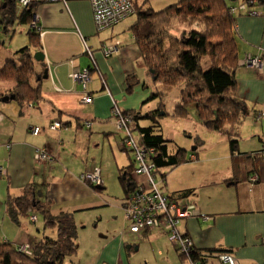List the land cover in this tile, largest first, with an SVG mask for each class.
<instances>
[{
    "label": "crops",
    "instance_id": "1",
    "mask_svg": "<svg viewBox=\"0 0 264 264\" xmlns=\"http://www.w3.org/2000/svg\"><path fill=\"white\" fill-rule=\"evenodd\" d=\"M251 1H253L249 5L251 10L257 11L259 16L240 13L234 15L239 56L235 74V93L244 111L242 110L241 122L238 126V131H241L238 146L233 154L227 150V155L224 157L227 168H224L225 173L222 174L224 178L220 183L227 188L239 186L243 182L258 185L250 194L248 190H245L248 199L245 197L243 200H236V204L232 203L228 210H222L208 198H200L194 203L183 205L186 207L197 204L198 206L197 215L182 221L180 232L183 236L190 238L192 247L196 251L208 255L207 264H225L220 260V257L225 254L233 258L236 264H264V165L258 160L245 159L234 154L238 152L239 155H260V153L264 155V0H260L259 3L257 0ZM241 4L244 2L238 5ZM15 5L16 15L19 16L21 11L17 10L16 0ZM35 11L41 28L40 45L44 55L42 62L44 70L41 77L42 101L38 105L27 104L20 107L14 101L3 103L0 98V235L10 232L13 237L14 231L21 227V219H18L19 223L10 219L7 201L9 197L20 196L28 185H32L35 191L38 189L37 200L45 197L53 202L51 207L54 214L56 210L53 208H59L64 202L84 199H94L95 202H91L88 206L84 205L81 210H75V212L113 207L117 212L122 213V206L129 190H127L128 180L139 182L142 177L133 174L131 158L122 151L120 141L118 140L119 145L116 143L117 149L124 156L115 158V165L118 168V180L123 194L115 204H111L109 196L102 192L105 185L100 186L101 191H98L99 189L80 179L82 175L92 173L93 170L102 171L105 174H108V170L99 166H94L92 169L89 166H82L84 171L77 177L75 172L61 163L64 160L62 156L66 154L64 150L74 152L77 150L76 138L82 139L94 130L105 135L110 134L109 125L113 124L110 110L114 101L122 110H133L140 114L158 109V99H156L155 108L146 104L152 99L150 98L152 84L146 78L145 67L143 64L139 65L144 68V76L140 79L134 66L129 63V57L126 56L127 47L132 45V58H136V61L141 60L139 50L133 41H124L125 46H122L121 41L117 53L107 58L103 56L100 48L109 45L108 40H114L115 27L110 29L111 34L108 39L101 41L100 44L98 41L96 44L92 42L98 33L95 34L92 9L88 0H58L41 3L36 6ZM30 22L31 20L28 24ZM8 29L9 27L4 33L5 37L8 36L10 39ZM82 39L93 51L96 66H91L88 56L84 55ZM246 55L260 57L262 67L260 69L242 67V59ZM73 67L83 69L91 67L89 85L92 84V86L88 85L86 90L93 97L90 104L83 102L84 92L80 84L74 83L71 79ZM96 72L99 79L96 77L94 80L92 75ZM94 81L97 83L95 84ZM131 86L133 88L128 94L127 90ZM108 92L110 95L107 94ZM177 94L179 95V92ZM164 99L165 105L167 95ZM145 107L149 110H145ZM164 117V113L161 112L159 123ZM54 122H59L62 126L51 131L49 126ZM30 126H37L39 133L35 136L30 135L28 133ZM72 132L74 133L73 142L67 143V146L63 136L69 137ZM222 137L225 138L228 147V138ZM112 138L116 140L114 137L109 139ZM38 149H44L51 159L43 163L36 161L34 154ZM197 159L194 155L189 157L190 162ZM247 172L250 177H246ZM164 175L166 176L165 173ZM221 176L215 175V179L220 177L221 180ZM122 177L126 180H122ZM164 179L167 185L166 177ZM258 192L261 193V197H255V193L257 195ZM166 195L173 198L169 193ZM69 207V205L66 206L60 212L70 214ZM31 216L36 217V221L31 222ZM30 217L26 218L34 224V228L37 227V216L33 213ZM115 221L118 223V228L102 231L96 239L98 243H95L93 238V243L89 242L84 247L79 248L77 244V254L69 258L71 264L77 262L80 264H134L137 260L139 243H158L162 239L155 237L156 235H161L168 240L160 229L132 234L123 221L121 223L117 219ZM98 222L99 220L95 224ZM11 225L15 227L14 231ZM41 231L42 229L34 230L32 233L27 231L28 240L15 242V244L28 246L32 240L41 237ZM0 238L1 241H10L6 236ZM165 243L166 241L161 242L156 253L164 256L161 247L164 245L167 257L150 253V257L145 255L140 260V264L170 263L168 254L171 253L172 247L179 264H183L175 247H171L170 242L168 246Z\"/></svg>",
    "mask_w": 264,
    "mask_h": 264
},
{
    "label": "trees",
    "instance_id": "2",
    "mask_svg": "<svg viewBox=\"0 0 264 264\" xmlns=\"http://www.w3.org/2000/svg\"><path fill=\"white\" fill-rule=\"evenodd\" d=\"M250 1L244 0V3L248 4ZM37 5L24 8L17 16L15 0H2L0 11L3 19L0 22V31L5 32L16 20L20 24H28L35 15ZM248 7L247 10H251L250 6ZM133 9L134 12L129 17L133 16L135 20L128 30L134 45L139 50L143 66L147 71H153L157 77L152 85L173 88L179 92V102L175 105L173 117L187 119L189 117L187 107L194 104L197 107L196 117L199 122L207 129L228 138V150L233 154L238 146L242 104L238 102L235 93V74L239 59L234 16L236 14L230 13L228 1L180 0L161 11H155L147 6L146 0H134ZM174 22L186 27L180 32V36L170 31ZM28 37L31 48H20L14 52L13 59L6 60L0 67V81L12 84L4 92L0 91V98L14 96L13 101L20 107L27 104L38 105L42 101L41 77L44 65L34 59L35 53H42L40 35L29 29ZM118 43L121 46V42ZM2 44L0 40V46ZM103 48L104 46L100 51ZM84 55L88 56L96 66L93 57L86 53ZM204 58H208L210 62L207 70L202 67ZM127 80L129 81V77ZM132 88L131 86L127 90L128 94L131 93ZM158 94L159 91L152 90L150 98L151 101L158 99L159 106L161 99ZM163 110L158 109L143 114L133 110H123L122 113L132 121L134 132L137 133L136 144L146 150L153 149L154 153L149 158L156 171L153 175L158 174L162 169L175 168L186 162V151L170 148L169 141L162 134L159 119ZM142 123L146 125H141ZM115 134L119 135L122 144L126 136L116 130ZM122 151L131 158L132 166L135 168L133 151L124 144ZM234 154L245 159L258 160L264 165V155L261 153L260 155H239L238 152ZM161 176L165 178L164 174ZM246 177H250L248 172ZM122 180L126 178L122 177ZM127 184L128 190L130 183ZM36 197L38 198V195L34 187L28 185L20 196L8 198L7 210L15 223H19L18 219L20 220L21 217H30L33 213L37 216L36 213H39L45 225L41 237L32 240L25 250H21L19 245L11 241H0V264H64L66 259L73 258L77 254L76 225L73 217L65 212L52 213L51 201L45 197L37 200ZM48 229H51V234L46 235ZM175 249L183 264H192L193 261L197 264L208 263V255L194 248L187 255H183L178 247Z\"/></svg>",
    "mask_w": 264,
    "mask_h": 264
},
{
    "label": "rangeland",
    "instance_id": "3",
    "mask_svg": "<svg viewBox=\"0 0 264 264\" xmlns=\"http://www.w3.org/2000/svg\"><path fill=\"white\" fill-rule=\"evenodd\" d=\"M139 1H144V0H139ZM179 1L180 0H146L147 6L155 11H161L167 8L168 6H172L178 3ZM227 1L229 7L230 6L238 7L239 3L244 2V0H235V1L227 0ZM1 3L2 1L0 0V4ZM17 10L19 12L22 9L20 6H17ZM250 16H259V14L258 12H256V14ZM2 19L3 16L0 11V22L2 21ZM134 20L135 17L132 16L119 23L115 27L114 40L112 41L108 40V44L115 45L118 42L122 41L123 44L122 46H125L126 44L124 41L132 40L131 33L128 29L133 24ZM14 23L10 25L8 29L10 33V39H8L9 38L8 36L5 37L4 30L0 31V38H1L0 40L3 43L0 46V67L3 66L6 60L13 59L15 51L24 47L31 48V44L28 37L29 24H24V23L20 24L17 20ZM1 26L2 28H4L3 25ZM185 28L186 27L184 25L174 22L173 25L170 27V31L176 33L177 36L178 35L180 36V32L184 31ZM96 33H98L97 35H95L96 39H93L92 42L96 44L98 41V43L100 44L101 41H104L110 37L111 31L110 29H106L99 32H95V34ZM131 47L132 45H129L127 47L128 50L126 51V56L129 57V61H130L129 63L134 66L136 73L141 79L144 76V68L139 67V65L143 63L141 60L136 61V58H132L133 54L131 53L132 51ZM248 57L257 60L259 59L261 62V66L257 69H260L262 67L261 58L254 57L252 55H246L242 59L243 61L242 67L253 68L244 64V61ZM209 66H210L209 59L204 58L202 61L203 69L207 70ZM93 75L92 77L94 80H96V77L99 79L97 72L93 73ZM146 78L151 84L152 82H155V80L157 79L154 73L153 74L149 73V71H147ZM94 83L96 84L97 82L94 81ZM11 85H12L11 83H5L0 81V91L4 92L9 87H11ZM91 86L92 84L89 85V87ZM150 88L151 90L159 91L158 96L160 97L161 102L158 106V109H164L163 113L167 114L164 117V119L160 122L163 131L162 134L164 138L169 141L170 148L183 149L186 151L185 154L187 156L185 157L187 163H184L178 167L162 169L156 175H153L156 172L155 170L153 171L151 175L156 181L157 187L159 184L160 189L159 188L158 189L160 190V192L162 191V193L164 192L165 194L166 193L171 194L174 201L178 205H182V206L187 205L189 203H194L197 201V199L200 198H208V200H211L215 205H217L222 210H228L230 208V205H232V203L236 204V200H243L245 197L248 199L247 192L245 190H248L250 194V192H252L254 190V187L258 184L251 185L248 182H243V184L239 186H232L227 188L225 185H222V183H220L224 178L222 174L225 171L224 168L226 167L227 164V161L224 160V157L227 155V150H228L227 143L225 142V138L222 137L223 135L207 129L204 126V124L199 122V120L196 117L197 107L194 104L187 107V112L189 113L188 115L189 117L187 119L174 118L173 112L175 109V105L179 102V95L177 94L178 90L173 88H165L162 86L156 87L153 85H151ZM166 95L168 99L164 105L163 104L165 101L164 96ZM146 104H149L151 108L156 107L155 100L147 102ZM115 105H117V103L114 101L112 108L110 110L111 112L112 109L115 108ZM117 109L121 114L123 113V110L121 108H117ZM145 110H149V108L145 107ZM242 110L244 111L243 107ZM112 122H113V118H112ZM112 125H109L110 134L107 133V135H105L103 133H99V131L97 130H94L91 133L89 132L84 137H82L83 140L80 138L79 139L76 138L77 150H75L74 152L64 150L66 151V154L62 156L64 160L61 163H63L64 166L67 165V168L75 172V175H77V177H79L80 173L84 171L83 169L84 166L86 167L89 166L91 167V169L94 166H99L102 169H107L108 174H105L104 172L101 171V176L103 178L102 184L101 181L97 183V182H91L89 180H82L81 178L80 179L86 184L93 186L94 188L105 185L104 187L105 189L102 192L104 193V195L109 196V200L111 204H115L118 203L117 200H119L123 194L118 180L119 172L117 166L115 165L116 164L115 158L117 159L118 157L122 158L123 153L117 149L116 143H118L119 145L118 140L120 141V143L121 140L119 138V135L115 134L114 125L113 127H111ZM141 125H146V123L145 124L142 123ZM239 132L241 134V131ZM131 133H133V136L136 137L137 135L136 132L131 131ZM72 135H74L73 132L69 137L63 136L65 145L67 143L73 142ZM110 137H114L116 140H114L113 138L109 139ZM191 155L197 156L198 161L195 160L190 162L189 157ZM190 164L193 166H189ZM81 169L82 171H80ZM95 171L96 170H93L91 174H93ZM164 173L166 174L165 177H166L167 185L164 182L165 179L162 178L161 176V174ZM133 174L142 177L141 175L135 174L134 170H133ZM215 175L217 176L222 175L221 180L220 177L218 179H215ZM141 181H143V177ZM139 182H131V181L128 182L130 183V188H128L129 190L126 199L134 191L136 184ZM214 182L216 183L213 184ZM164 184L166 185L167 188L165 187ZM41 188L44 190L43 186H41ZM36 195H39L38 189L36 190ZM256 196L261 197V193L258 192L257 195L255 193V197ZM91 202H95V200L94 199L73 200L70 202H64L63 204H61L59 208L58 207L53 208V210H56V214H58L60 213V211L66 208V206L69 205L70 207L68 208V212H70V214L74 212L72 216L74 218L73 220L76 225V243L79 245V248L86 246V244L89 242L93 243L92 240L93 238H95V243H98L96 239L101 234L102 231L117 229L118 223L117 221H115L116 219L120 223L121 221H123L121 211L117 212L113 207L98 208L96 210H87L84 212H80V211L75 212V210H81L84 207V205L88 206V204H90ZM51 203L53 204L52 201ZM57 205L58 204L55 202V206ZM192 207L195 213L178 218L179 231H180V225L184 219L197 215V207H198L197 204L192 205ZM36 215L38 218L37 220L38 222L36 224L37 227L34 228V224L31 223L28 218L21 217L20 218L21 227H18V230L14 231L15 227L11 225V229L14 231V237L13 235H11L12 233L10 232L6 233L5 235H0V237L6 236L8 239H10V241L14 243L28 240L27 231H30L32 233V231L34 230L44 229L45 222L43 221L42 216H40L39 213H36ZM97 220H99V222L95 224ZM152 230L156 231L157 228H148L147 231H152ZM46 231H47L46 235L51 234L50 233L51 229L50 230L48 229ZM164 235L167 237L166 234ZM155 237H158L162 240H160V242L155 244H150V243L145 244L144 242H141L139 243V247L137 245L138 248L137 260L135 261L134 264H140V260L143 259L145 255L146 256L148 255V257H150V253H152V255L155 256L167 257L165 254L166 246L164 245L161 246L163 248L164 256L161 253H156V252H158L161 242L166 241L168 246L169 241L163 238L161 235L158 236L156 235ZM169 245L172 247L171 244ZM19 246L20 248L25 247L24 245H20V244ZM168 259H169L168 262H170L168 264H179L173 247L171 253L168 254ZM64 264H71L70 259H66L64 261ZM76 264H80V263L77 262Z\"/></svg>",
    "mask_w": 264,
    "mask_h": 264
},
{
    "label": "built area",
    "instance_id": "4",
    "mask_svg": "<svg viewBox=\"0 0 264 264\" xmlns=\"http://www.w3.org/2000/svg\"><path fill=\"white\" fill-rule=\"evenodd\" d=\"M58 0H16L17 5L21 9L27 8L34 4L57 2ZM92 9L94 27L96 31H102L110 29L114 25L127 19L134 12L133 1L134 0H88ZM248 4H241L238 7H230L229 11L232 14L245 13L248 16L256 14L257 11L247 10ZM29 29L36 34H41V28L38 23V17L33 15V18L29 24ZM83 44V53L93 57L92 50L84 39L81 40ZM119 43L115 45L104 46L102 54L104 57H109L112 54L117 53ZM94 58V57H93ZM95 66L94 62H91ZM243 64V62H242ZM244 64L257 69L261 66V62L258 59L248 57ZM71 79L74 83H79L83 92V102L90 104L93 101L91 94L87 93V87L90 84L89 69H82L79 67H73L71 73ZM105 87V86H104ZM108 95L109 92L107 93ZM118 105L112 109L111 117L113 118L114 129L118 133H122L126 136L122 144L128 149L133 151V161L135 168H133L135 174L141 175L143 181L136 184L134 191L126 199L122 206V219L132 234H137L140 231L148 230V228H157L164 232L170 244L174 247H178L179 251L183 255H187L192 247V242L189 237H185L178 230L179 219L185 215H191L195 213L192 206H179L172 198L168 197L164 193L160 192L156 185V181L152 177V173L155 170L154 164L149 159L151 154L154 153L153 149L146 150L139 147L135 142L133 136L134 128L131 119L127 118L119 112ZM59 122H54L49 126V129L54 131L61 128ZM28 133L35 136L39 133L37 126L28 127ZM34 159L40 163L49 161L50 155L43 149L35 151ZM1 173V171H0ZM82 180H89L91 182L102 184L101 171L96 170L93 174H85L80 177ZM255 180V179H252ZM31 221H36L35 217L30 218ZM28 246L21 247V250L27 249ZM220 260L225 264H236L235 260L227 255H222ZM192 264H197L195 261Z\"/></svg>",
    "mask_w": 264,
    "mask_h": 264
},
{
    "label": "water",
    "instance_id": "5",
    "mask_svg": "<svg viewBox=\"0 0 264 264\" xmlns=\"http://www.w3.org/2000/svg\"><path fill=\"white\" fill-rule=\"evenodd\" d=\"M230 1H234V0H230ZM34 59L37 62H43L44 61V55H43V53H41V52L35 53L34 54ZM150 73L153 74V71H151ZM45 77H47V76L45 75ZM14 98H15L14 96L3 97V98H1V102L7 103L8 101H13ZM96 189H99L100 190L101 188L100 187H96Z\"/></svg>",
    "mask_w": 264,
    "mask_h": 264
},
{
    "label": "clouds",
    "instance_id": "6",
    "mask_svg": "<svg viewBox=\"0 0 264 264\" xmlns=\"http://www.w3.org/2000/svg\"><path fill=\"white\" fill-rule=\"evenodd\" d=\"M231 7V6H230ZM236 14V13H235ZM105 46V45H104ZM90 48V47H89ZM93 57H94V55H93ZM110 57V56H109ZM92 64V63H91ZM166 195V194H165ZM168 196V195H167ZM185 207V206H184Z\"/></svg>",
    "mask_w": 264,
    "mask_h": 264
}]
</instances>
